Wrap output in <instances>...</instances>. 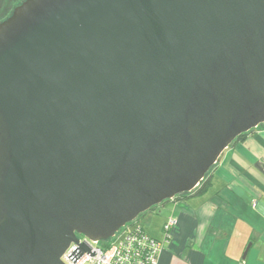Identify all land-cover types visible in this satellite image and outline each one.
<instances>
[{"label": "water", "instance_id": "1", "mask_svg": "<svg viewBox=\"0 0 264 264\" xmlns=\"http://www.w3.org/2000/svg\"><path fill=\"white\" fill-rule=\"evenodd\" d=\"M261 124L264 0L24 1L0 23V264L94 257L77 235L193 192Z\"/></svg>", "mask_w": 264, "mask_h": 264}, {"label": "crops", "instance_id": "2", "mask_svg": "<svg viewBox=\"0 0 264 264\" xmlns=\"http://www.w3.org/2000/svg\"><path fill=\"white\" fill-rule=\"evenodd\" d=\"M207 176L201 194L141 216L138 224L161 243L157 264H264V124L228 146ZM170 218L175 224L166 238Z\"/></svg>", "mask_w": 264, "mask_h": 264}, {"label": "built area", "instance_id": "3", "mask_svg": "<svg viewBox=\"0 0 264 264\" xmlns=\"http://www.w3.org/2000/svg\"><path fill=\"white\" fill-rule=\"evenodd\" d=\"M255 206V202H253ZM175 220L170 218L164 226L166 238ZM78 243L84 241L95 252L91 257L86 252L73 263L67 256L78 245L73 242L63 253L61 259L65 264H157L161 243L150 237L136 222L126 224L107 241L95 242L77 235ZM101 245V246H100Z\"/></svg>", "mask_w": 264, "mask_h": 264}, {"label": "flooded vegetation", "instance_id": "4", "mask_svg": "<svg viewBox=\"0 0 264 264\" xmlns=\"http://www.w3.org/2000/svg\"><path fill=\"white\" fill-rule=\"evenodd\" d=\"M24 1L26 0H0V23L9 18Z\"/></svg>", "mask_w": 264, "mask_h": 264}, {"label": "trees", "instance_id": "5", "mask_svg": "<svg viewBox=\"0 0 264 264\" xmlns=\"http://www.w3.org/2000/svg\"><path fill=\"white\" fill-rule=\"evenodd\" d=\"M246 134V133H245ZM245 134H242L240 136H238L234 142H237V141H240L242 140L244 137H245ZM208 174V173H207ZM207 174L205 175L204 179L201 181V183L198 185V187L192 192L193 194H201L202 192H204L206 190V188L208 187L209 185V177L207 176ZM184 194L182 195H179V196H183ZM177 196V197H179ZM176 198V197H175ZM153 209V208H152ZM151 209V210H152ZM144 215V214H143ZM141 217V215H140Z\"/></svg>", "mask_w": 264, "mask_h": 264}, {"label": "rangeland", "instance_id": "6", "mask_svg": "<svg viewBox=\"0 0 264 264\" xmlns=\"http://www.w3.org/2000/svg\"><path fill=\"white\" fill-rule=\"evenodd\" d=\"M208 173H209V172H208ZM207 175H208V174H207ZM142 215H143V214H142ZM142 215H141V216H142ZM135 221H136L137 223L140 222V224H142V225L144 224V223H142V217H140V216H139ZM167 221H168V220H167ZM79 236H80V235H79ZM100 246H101V245H100Z\"/></svg>", "mask_w": 264, "mask_h": 264}]
</instances>
